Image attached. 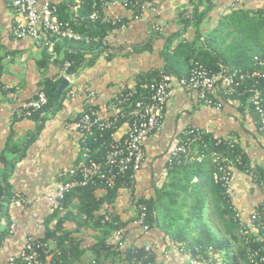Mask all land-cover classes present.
<instances>
[{"label":"crops","instance_id":"obj_1","mask_svg":"<svg viewBox=\"0 0 264 264\" xmlns=\"http://www.w3.org/2000/svg\"><path fill=\"white\" fill-rule=\"evenodd\" d=\"M54 1L60 5V0ZM199 2L157 0L155 10H147L137 21L132 18L131 11L118 6L107 8V16H118L125 23L124 27L109 33V57L102 53L92 64L83 65L71 79L73 86L78 89L87 84L94 93L93 98L86 99L81 91L73 98L65 97L58 111L41 114L40 117H44L42 123L31 118L16 119L14 112L22 103L36 96L43 78L66 79L59 64L64 49L53 52L56 41L52 46H46L44 42H35L30 38L15 39L12 27L21 16L5 0H0V82L8 89L0 91V158L3 157L0 160V181L8 172L9 165L17 158V154L9 148H21L37 127L42 125L40 133L28 146L24 157L15 163L7 178L12 193L24 198L27 204L15 202L10 206L13 229L0 249V264H6L7 258L21 249L25 235L35 240L43 237V221L52 213L46 197L54 189L58 174L70 170L79 158V137L73 129V122L79 112L87 105H92L104 117H109L112 114L110 101L113 97L122 91L135 90L139 78L157 70L162 71L163 52L168 39L173 40L169 52L181 40L193 41V27L183 33L180 18L189 15L197 7L202 11ZM212 2L214 9L210 13L211 20L203 25L205 30H209L218 16L232 7V0ZM237 6L264 9V0H240ZM153 24L159 25L162 31L154 33L151 30ZM45 51L50 60L47 67L42 69L39 62ZM89 60L92 61V55L86 56L85 63ZM175 80L173 78L174 91L167 104L162 126L143 141L145 159L141 170L135 175L131 192L120 186L116 199L111 204H105L101 214L104 217L116 216L121 223H127L125 228L113 232L108 240L118 239L125 246L136 247L156 243L165 248L168 257L156 252L154 264H205L191 261L180 253L177 243L158 225L152 227L148 234L134 226L132 222L135 213L131 198H154L160 188L169 183L166 162L170 150L185 138L188 128L209 129L214 137L234 140L246 165L256 171V179H253L244 171L237 170L232 184V204L249 225V215L264 201V136L257 131V118L247 100L241 102L238 98L224 99L223 107L218 111L202 105L194 91L180 88ZM125 130L126 123H120L116 135H122ZM104 193V190L96 189L98 197ZM64 213L61 212L60 216ZM206 217L213 236L226 237L223 224L210 216L209 209ZM4 227L5 223H1L0 230ZM63 229L70 233V237L78 242L81 249H86L75 264H92L93 253L87 249L101 237V230L94 228L90 222L79 225L74 221H65ZM193 235L197 237L196 232ZM249 235L264 246L263 233L251 230ZM189 236L188 232L185 242H188ZM237 246L232 241L230 250H236ZM226 263L225 253H216L213 264ZM105 264H124V261L118 255L105 261Z\"/></svg>","mask_w":264,"mask_h":264},{"label":"built area","instance_id":"obj_2","mask_svg":"<svg viewBox=\"0 0 264 264\" xmlns=\"http://www.w3.org/2000/svg\"><path fill=\"white\" fill-rule=\"evenodd\" d=\"M5 2L21 16L12 27V35L15 39L30 38L35 42H44L46 46H52V38L54 41L94 43L100 45L105 57H109L108 36L98 38L75 31L69 20H59L58 5L54 0H5ZM239 2L240 0H232V8H237ZM156 3L157 0H100L103 15L100 14L98 4L94 3L89 20L95 22L102 19L105 24L112 26L120 24L124 27L125 23L120 17L107 16L105 10L109 7H121L131 11L132 18L137 21L147 10H155ZM133 9L137 10V14H134ZM76 10L77 7L72 8L71 20L73 21L78 19ZM151 30L158 34L162 28L153 24ZM69 66L70 63H65L63 67V74L69 84L66 97L73 98L81 91L86 99H92L94 93L87 84L80 89L73 86L71 79L74 75L66 74ZM254 66L256 70L253 72H240L220 62L211 68L194 66L186 77L175 82L180 88L194 91L202 105L218 111L222 109L224 99L246 94L247 103L257 117V131L264 136V58L255 57ZM173 82L170 75L161 73L159 78L149 85L147 95L140 99H136L132 91L120 92L110 101L112 114L109 117H104L92 105H87L79 112L73 122V129L79 137V158L70 170L58 174L54 189L47 195L46 201L52 211L73 189L93 186L104 191L113 190L117 186V181L120 180V186L131 192L135 175L141 170L145 159L143 141L162 126L167 104L173 95ZM243 83L245 84L242 85ZM0 89L8 90L1 82ZM46 103L44 93L39 91L33 99L22 103L15 110L14 117L16 119L30 118ZM119 122L126 123V130L122 135L117 136ZM108 132V140L93 151L90 142L96 143L97 139ZM206 138L214 140L215 148L223 147V149H216L207 154ZM100 148H103L104 153L100 152ZM206 158H209L213 167V180L220 186L233 213V221L239 227L243 244L247 248V260L251 264H264V247L253 248L252 245L256 241L249 235L251 230L261 231L264 234V201L249 215V225L231 201L232 184L237 170L240 169L256 179L255 173L244 163L243 155L239 152L236 142L228 138L214 137L209 129L188 128L185 138L170 150L166 166L167 169H173L186 162L202 165ZM197 182V177H194L192 183ZM137 201L138 199L131 198L135 213L132 224L142 233L148 234L151 228L147 223V207ZM11 202L27 204L24 198L16 196ZM104 220H109V217H105ZM12 229L11 225L9 233ZM106 245L120 253L127 248L137 253V249L142 248V260L137 264H153L151 259L156 252L165 258L168 257L167 250L156 243L141 247L125 246L122 241L115 239L108 240ZM177 247L178 251L185 254L191 261H201L205 264L215 262L216 253L211 247L206 249V255L199 247L189 248L187 243L177 244ZM56 249L55 240L38 242L30 235H25L21 249L10 255L6 264H52L50 258ZM41 256H45L47 261H43Z\"/></svg>","mask_w":264,"mask_h":264},{"label":"trees","instance_id":"obj_3","mask_svg":"<svg viewBox=\"0 0 264 264\" xmlns=\"http://www.w3.org/2000/svg\"><path fill=\"white\" fill-rule=\"evenodd\" d=\"M99 2L100 0H60L58 18L61 21L69 20L75 31L82 35L98 38L109 36L112 30L121 28V25L105 24L102 19L95 22L89 20L94 3L98 4L100 14L103 15ZM199 6L203 7L202 11H199L197 7L189 15H182L180 18L183 33L189 27H193V41L181 40L169 52L173 40L172 38L168 39V44L163 52V70H157L139 78L135 90H126L132 91L136 99L147 95L149 85L156 81L161 73L168 74L178 80L186 77L194 66L211 68L219 62L240 72H253L256 70L254 58H264V9L260 7H230L218 16L209 30H205L203 25L211 20L210 13L214 9V4L212 0H200ZM73 7H77L78 19L75 21L71 20ZM132 11L137 14L136 9ZM51 40L54 42L53 38ZM54 44L53 52L58 51L60 48L64 49V56L59 64L63 69L65 63H70L69 68L66 70L68 75H75L83 65L92 64L93 60L103 53L100 45L94 43L86 44L64 40L56 41ZM88 55H92V61L89 60L85 63ZM49 60L50 57L45 51L39 62L40 68L45 69ZM61 81V77L43 78L39 84L38 92L44 93L47 103L40 111L32 115L31 119L43 123L44 117H40L42 113L49 112L53 114L62 107L68 89L57 96ZM0 91L3 90L0 89ZM234 98L244 102L247 100V95H237ZM250 109L255 115L251 107ZM41 128L42 125H39L21 148H9L17 154V158L9 165L8 172L0 181V224L5 223V227L0 230V249L9 235L11 226L9 210L12 204L11 200L15 196L10 189L7 178L11 174L15 163L24 157L28 146L36 139ZM108 135L109 132L103 134L102 138L97 139L96 143L91 141L92 150L95 151L102 143H105L109 138ZM205 143L207 154L216 149H223V147L215 148L212 138H206ZM100 152L104 153L103 148H100ZM0 160H3V157ZM243 161L246 164L244 158ZM247 167L249 166L247 165ZM249 169L253 173L256 172L250 167ZM167 173L170 176L169 183L164 184L154 198H139L137 201L147 207V223L150 228L158 225L177 244L187 243L189 248L199 247L204 255H206L205 251L208 247H211L215 253L223 252L227 257L226 264H251L247 260V248L243 244L238 225L233 221V213L228 206L227 199L224 197L220 186L213 180V167L209 158H206L202 165L186 162L173 167V169H168ZM194 177L198 179L195 184L192 183ZM120 183V180L117 181L115 189L106 190L100 197L96 195L97 188L93 186L73 189L44 219V235L36 241L48 242L55 240L57 242V249L50 258L52 264H75L86 252V249H81L78 242L70 237L69 232L64 231L63 224L65 221H74L79 225L90 222L94 228L101 230V237L87 249V251L91 250L93 253L94 264H105V261L118 255L123 258L124 264H137L138 261L142 260V248L137 249V253H134L131 248H127L120 253L106 245L113 232H118L127 225V223H121L116 216L109 215V220L105 221L104 215L101 214L103 206L111 204L116 199ZM205 205L209 209L210 216L223 224L226 237L217 238L213 236V232L205 220ZM61 212L65 213L60 216ZM188 232L190 235L189 240L185 242ZM195 232L196 238L195 234L193 235ZM232 241L238 245L234 251L230 250ZM260 246L263 245L258 242L252 245L253 248ZM41 259L47 261L45 256H41ZM151 261L153 262V258Z\"/></svg>","mask_w":264,"mask_h":264},{"label":"water","instance_id":"obj_4","mask_svg":"<svg viewBox=\"0 0 264 264\" xmlns=\"http://www.w3.org/2000/svg\"><path fill=\"white\" fill-rule=\"evenodd\" d=\"M68 87V80L67 79H63L58 87L57 90V96H60L64 90H66Z\"/></svg>","mask_w":264,"mask_h":264},{"label":"rangeland","instance_id":"obj_5","mask_svg":"<svg viewBox=\"0 0 264 264\" xmlns=\"http://www.w3.org/2000/svg\"><path fill=\"white\" fill-rule=\"evenodd\" d=\"M207 212H208V209H207V207H206V205H205V209H204V215H205V217L207 216ZM206 218H207V217H206ZM207 225H209L208 222H207Z\"/></svg>","mask_w":264,"mask_h":264}]
</instances>
